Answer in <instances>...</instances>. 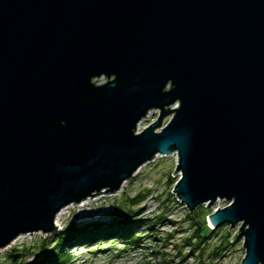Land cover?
I'll use <instances>...</instances> for the list:
<instances>
[{
    "label": "water",
    "instance_id": "obj_1",
    "mask_svg": "<svg viewBox=\"0 0 264 264\" xmlns=\"http://www.w3.org/2000/svg\"><path fill=\"white\" fill-rule=\"evenodd\" d=\"M173 154L264 264V0H0V250Z\"/></svg>",
    "mask_w": 264,
    "mask_h": 264
},
{
    "label": "rangeland",
    "instance_id": "obj_2",
    "mask_svg": "<svg viewBox=\"0 0 264 264\" xmlns=\"http://www.w3.org/2000/svg\"><path fill=\"white\" fill-rule=\"evenodd\" d=\"M104 81L101 77L94 82L101 84ZM158 114V110L149 112L138 124L136 132L156 122ZM168 122L169 117L163 120L162 127ZM176 163L175 154L158 156L142 166L117 194L87 200L81 203L82 206H69L55 234L20 237L14 244L0 250V264H11L13 259L10 255H16L15 264H31L44 241L46 246L52 248L58 234L70 226H87V229H91L93 225L101 224L107 228L117 208L122 215L133 211L135 215L132 219L142 222L133 229L134 236L139 238L138 243L135 246L124 244L118 238V232L113 231L114 235L106 240L88 246L78 244L65 248L70 256L69 264H240L245 254L243 241L231 242L233 236L238 234L240 224L232 229L228 225L217 228L216 235L202 241L199 250L185 243L196 231L192 223L198 222L202 228L206 226L210 230L208 217L214 211L225 208L228 203L218 200L210 208L201 205L189 213L172 193L180 178L179 174L173 175ZM189 214L194 221H188ZM223 241L230 245H224V250L220 251L218 248ZM215 250L218 255L213 258Z\"/></svg>",
    "mask_w": 264,
    "mask_h": 264
},
{
    "label": "trees",
    "instance_id": "obj_3",
    "mask_svg": "<svg viewBox=\"0 0 264 264\" xmlns=\"http://www.w3.org/2000/svg\"><path fill=\"white\" fill-rule=\"evenodd\" d=\"M114 213L115 215L112 217V223L107 228L100 226L101 224L93 225L91 229H87V226H70L58 234L56 243L52 248L46 246V242L44 241L39 247L36 259L31 264H69L71 260L69 258V253L65 248L67 249L69 246L72 247L78 244L88 246L94 242L106 240L110 235H114V233H112L113 231L118 232V238L122 240L124 244L135 246L138 243L139 238L134 236L133 229L139 227V224L142 222L132 219L135 213L130 210L127 211L125 215H122L117 208ZM190 215L191 214L187 216L188 221L193 220V216ZM203 226H205V224H203ZM192 228L193 230L196 229V231L190 238H187L185 243L197 250H199L202 241L205 239H211L217 233V230H209L206 226L205 228H202L198 222H194V225L192 223ZM224 245L229 246L230 244L227 241H223L218 250H224ZM216 255H218V253L215 250L213 252V258ZM10 256V258L13 259L11 264H15L16 255Z\"/></svg>",
    "mask_w": 264,
    "mask_h": 264
},
{
    "label": "bare ground",
    "instance_id": "obj_4",
    "mask_svg": "<svg viewBox=\"0 0 264 264\" xmlns=\"http://www.w3.org/2000/svg\"><path fill=\"white\" fill-rule=\"evenodd\" d=\"M83 203V202H82ZM83 204H79V206H82ZM70 208V207H69ZM68 207L62 209L55 218V226L57 227L58 230V226H59V221L61 219V217L65 214V211L69 209ZM57 232V231H56ZM25 236V235H21L19 236L16 240H18L20 237ZM16 240H14L10 245L14 244L16 242Z\"/></svg>",
    "mask_w": 264,
    "mask_h": 264
}]
</instances>
